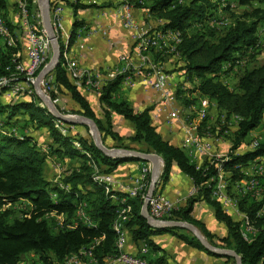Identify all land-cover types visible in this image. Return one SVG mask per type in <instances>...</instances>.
Masks as SVG:
<instances>
[{
    "label": "trees",
    "instance_id": "1",
    "mask_svg": "<svg viewBox=\"0 0 264 264\" xmlns=\"http://www.w3.org/2000/svg\"><path fill=\"white\" fill-rule=\"evenodd\" d=\"M60 1L72 7L74 12L96 6L82 5L78 0L75 4L68 0ZM220 1H228L226 9L230 8L229 0ZM232 2L236 7H248L249 11L239 15L231 14L232 22L222 26L217 24L220 21L218 16L212 14L219 4L214 5L211 0H183L181 3H178V0H125L122 4L126 3L146 11L152 19L158 21V30L161 33H177L178 42L173 43L172 53V56L177 58L175 64L180 65L177 70L182 72L185 82H196L187 92H197L199 96L215 104L223 113L226 122L231 117L239 119L227 155L223 162L217 165L226 176L227 192L235 199L239 212L249 223L246 222L244 226L255 230L251 241L243 239L240 222L227 214L220 203L211 196L212 189L209 185H212L219 172L216 163H205L196 167L189 161L184 150L165 141L151 124L150 114L153 106L137 111L128 103L114 99L126 74L116 75L102 85L98 94L101 115L93 110L89 101L65 72L67 66L62 59L65 58V52H62L59 66L45 79L52 77V84L57 92L69 96L77 107L71 114L94 121L104 146L157 154L163 162L161 183L168 180L173 167L191 180L197 190L196 194L189 196L184 206L173 210L165 220L194 225L211 245L235 251L242 258L243 264H264V196L257 199L235 189L236 183L251 178L244 174L242 169L264 157V134L253 143L252 149L236 153L244 145L249 133L264 123V64L247 67L249 57L260 47L258 31L264 24V0ZM35 3L36 0H29V5ZM55 3V0H50L51 8ZM253 3L260 6L252 8ZM27 9L28 15L32 13L31 7L28 6ZM6 11L7 0H0L1 16L11 31L12 26L6 19ZM29 22L38 36L45 39V36H41L43 32L39 31V24L32 22L30 15ZM79 27L80 23L74 22L69 42L74 39L75 30ZM12 46L13 48L0 46V207L26 200L30 202L31 208L20 218L15 216L12 209L0 211V264H22L23 258L31 254L36 256L38 264H65L66 259L71 257L82 258L80 253L91 247L90 254L95 264H106L107 259L117 253L116 243L121 241L122 237L121 229H116V224L123 221V214L118 211L124 212L127 218L125 229L122 231H125L128 239L135 244L143 242L151 251H159L152 238L168 233L188 247L234 264L231 257L207 251L185 230L149 226L139 215L144 199L142 195L145 196L147 189L142 194L133 196L115 191L111 185L94 180L98 177L96 173L114 175L122 163L144 161L111 159L104 156L94 146L90 135L83 137L80 133L70 130L73 127L88 131L86 126L68 125L56 120L36 96L32 86L29 95L24 93L7 97L6 93L15 82L26 78L25 71L16 70L14 67V60L20 61L19 58H14L20 46L15 48L13 36ZM60 46L63 50L61 44ZM153 51L154 49L150 48L146 52L153 54L154 64L162 66L165 59L160 57L159 52L154 54ZM244 58V69L242 68L238 75L234 71L237 82L234 88H230L222 78L232 73ZM48 60L49 58L45 64ZM6 81L12 82L2 84ZM45 93L53 102L56 100L52 91L46 90ZM182 93L181 90L177 91L174 95L176 101L185 106L196 102V99L187 100ZM55 106L64 113L56 104ZM113 114L131 124V136L124 138L114 131ZM18 117H24L22 122H25V125L21 127L24 133L16 134L20 121ZM28 125V129L24 128ZM40 129L47 132L42 142L27 131L32 133ZM224 130L222 128L220 132ZM108 139L115 146L109 147L106 143ZM125 141L134 147L128 146ZM42 148H46L48 153ZM49 157L55 158L65 168L57 181L49 179L45 172ZM67 161L77 165L66 168ZM149 180L150 173L147 176V188ZM154 193H160L157 187ZM199 202H206L212 207L215 219L225 225V236L217 237L209 233L200 221L193 218L194 206ZM80 208L89 222L78 217ZM51 213L64 217L62 225L55 232L51 230L46 219ZM150 264L165 263L163 258H159Z\"/></svg>",
    "mask_w": 264,
    "mask_h": 264
},
{
    "label": "crops",
    "instance_id": "2",
    "mask_svg": "<svg viewBox=\"0 0 264 264\" xmlns=\"http://www.w3.org/2000/svg\"><path fill=\"white\" fill-rule=\"evenodd\" d=\"M16 0H7V11H6V19L12 26L11 34L14 38L15 48L20 46V49L16 51V55L19 57L21 61H26V42H25V31L20 22L19 14L17 8L15 6ZM55 5L63 7V35L62 26L60 25V18L58 14H55V9L52 10L51 20L54 28V32L56 34L59 43L63 47V52H65V58H62L66 63L67 70L69 65V58H73L77 62V66L81 71L92 72L95 70L103 71L104 73L116 72L118 71L123 63L120 61V56L127 57L128 60L131 61L134 67H138L143 62L147 61L149 63L150 57L146 56L147 53L139 54L137 44L133 41L134 32L131 30H126L121 27L120 20L115 16L113 10L119 0H78V2L82 5H93L95 7H90L86 9H78L74 12L73 8L69 5L61 2L60 0H55ZM59 1V2H58ZM71 4H75L77 0H68ZM102 5H110V7H102ZM31 7L30 17L32 21L36 24L35 14L38 10L37 2L35 4H30ZM138 10V11H136ZM133 11V15L135 21L138 22V25H143L142 20L148 17V13L142 9H136ZM136 11V12H135ZM30 12V11H29ZM145 13V14H144ZM1 14V13H0ZM150 17V16H149ZM151 18V17H150ZM74 22H79L80 27L75 30V37L72 41L69 42V38L72 33V27ZM158 23V21H156ZM159 25V23L157 24ZM176 34L175 41L178 42V34L173 32H168L166 34L162 33V37L165 39L172 38V35ZM170 36V37H169ZM169 37V38H168ZM1 41V40H0ZM174 41V42H175ZM173 42V43H174ZM48 42L45 39L44 45ZM156 44L158 46V41L156 40ZM49 45V44H48ZM0 46H3L2 41L0 42ZM155 48V46H149ZM162 48V47H161ZM159 52L158 50H154V54ZM151 55H153L151 53ZM149 57V58H148ZM152 57V56H151ZM169 61V60H168ZM176 61V60H175ZM153 62V59H152ZM170 63H164L162 66L167 67ZM177 65V64H176ZM16 70H25L21 67ZM157 69V68H155ZM160 69V68H158ZM174 79L171 83V89L174 95L178 90L183 91L182 96L187 100L196 99L195 106L198 110H203L206 112L207 117L203 122L199 121L197 126H194V132L199 134V138H206L207 136L213 137V147L210 150V156H221L225 157L230 148V142L228 139H225V135L229 134L231 131L233 133L237 129L238 119L235 117H231L227 120L225 127L223 126V132L218 130V127L215 126L214 122L221 123V113L215 104L210 103L206 98L198 95L197 92H193L189 94L187 92L188 89L193 88V85L196 83L185 82V77L183 76L181 71L176 70L173 73ZM73 84L80 90V92L85 96V98L89 101L91 107L96 112V108L100 109L98 102V94L101 89V85L98 86L96 83L91 82L87 83L85 81H77L75 83V76L69 75ZM174 87H177L174 92ZM157 93L149 88L143 86H136L133 89L124 88L122 85L119 91L115 94L114 99L117 101H124L131 105L135 110L141 111L143 108L147 106H153L154 109L151 112V124L156 128L157 132L162 136V138L169 142L171 145L175 147H180L181 140L185 136L183 133L182 127L186 124H191L193 120L196 118V114L192 112V104L183 105L180 101H177L178 107L182 110L180 113V122L173 127L168 126L164 122V113L160 110L161 105L156 101ZM155 99V100H154ZM152 101L155 104H153ZM97 113V112H96ZM99 114V113H97ZM117 119L118 123L121 124L127 123V121L123 120L121 117L117 115H112V124L114 128V121ZM18 125V124H17ZM130 126V132L126 137H129L133 134L132 126ZM184 128V127H183ZM116 131V130H114ZM255 131V130H254ZM117 132V131H116ZM118 133V132H117ZM253 131L249 133L246 140L252 135ZM119 134V133H118ZM120 135V134H119ZM121 136V135H120ZM225 136V137H224ZM40 142L44 141L41 138H37ZM109 147L115 146V144L108 145ZM46 150V148H42ZM187 155V152L184 151ZM241 153L240 149L236 153ZM188 157V155H187ZM189 161L195 165L196 167H201L206 162V158L201 155H195L193 159L189 158ZM49 164V162H48ZM47 164L45 172L49 179L54 174L51 172V168ZM262 164V165H258ZM77 163L74 162H66L65 167H73L76 166ZM143 167H148V173L150 172L149 164L145 162H127L120 164L112 175L113 180H107V184L111 185V188L115 191L125 192L130 195H136L133 190L128 189L129 187H133L134 180L139 176ZM261 167L260 169H258ZM220 168V167H219ZM242 172L246 174L248 177L262 174L264 178V157L259 158L257 161L250 164L248 167L242 169ZM223 174L221 169V173L219 172L218 176ZM145 177H141L144 180ZM57 181V180H55ZM218 178L215 179V182L212 183L211 196L214 200L216 197L213 196V186H217ZM224 186L227 190L228 182L224 180ZM143 187L142 183L139 185V188ZM160 194L165 196L168 199L174 200L184 197H187L190 194V191L193 187L191 180L180 173L176 167L171 169L168 180L166 182H160V179L156 185ZM137 189V187H136ZM239 189V186L238 188ZM156 190V188H155ZM23 203L26 200H21ZM219 202L218 200H216ZM30 203V202H29ZM220 203V202H219ZM185 204V203H184ZM184 204L181 205L184 206ZM31 205V204H30ZM4 207V206H3ZM222 207V206H221ZM31 208V207H30ZM223 210L228 214V212L222 207ZM62 216V215H61ZM193 218L200 221L206 228V230L217 236L223 237L226 235V228L223 223L218 222L213 213L212 207L206 202H199L194 206L192 212ZM49 217H52L50 215ZM63 217V216H62ZM232 218L234 220L242 219L246 220V217L241 214L237 208V206H232ZM56 219V218H55ZM64 219V217H63ZM247 221H240L241 225H245ZM241 227V226H240ZM116 229H118V225L116 224ZM119 230V229H118ZM252 234L255 235V230L252 228ZM121 242L122 245H125L124 251L128 254L136 255L141 247H143V251H149L146 255V259L151 263L156 261L159 258L164 259L165 264H230L231 262H225L222 258H216L205 254L199 250L193 249L191 247L186 246L182 243L177 237L170 235L168 233L155 236L152 238L154 243L157 245L159 251H151L148 249V246L139 242L135 244L131 242L125 231L121 233ZM147 247H146V246ZM120 252V249L117 250ZM109 260V259H107ZM108 262L106 261V264Z\"/></svg>",
    "mask_w": 264,
    "mask_h": 264
},
{
    "label": "built area",
    "instance_id": "3",
    "mask_svg": "<svg viewBox=\"0 0 264 264\" xmlns=\"http://www.w3.org/2000/svg\"><path fill=\"white\" fill-rule=\"evenodd\" d=\"M178 2H183V0H178ZM15 6L17 8L20 22L25 31V42H26V61H16L14 60V67H21L22 69H33V66H36L39 62V58H49L50 52V45H39L36 40V33L31 32V25L29 24V18H27V10H26V0H16ZM50 9H55V14H58L60 18V25L62 26V33L63 35V7L54 5ZM115 16L120 20V25L122 28L126 30H131L134 32L133 40L136 41L137 48L140 53H145V47H147L148 43H156V38L151 36H146V32H138L139 26L135 21L133 15V7L130 5L123 3L120 6L114 8L113 10ZM37 24L40 25V31H43L42 23H41V16L39 9L37 10ZM212 24V22H211ZM138 34L136 35V33ZM136 35V36H135ZM0 40L2 44L6 47L13 48L12 46V34L9 30V27L6 25L5 20L0 15ZM156 44V49H157ZM160 49V48H159ZM14 58H19L17 55H14ZM120 61L123 63L122 67L116 72H109L104 73L100 70H95L92 72L81 71L78 66L77 62L73 58H69V65L68 70L65 71L68 75L75 76V83L77 81H85L87 83L94 82L98 86H102L105 81L113 79L116 75H124L122 86L124 88L133 89L136 86H143L149 89L154 90L160 99V110L164 113V122L170 127L175 126L180 122V113L178 112V105L176 103V99L174 93L172 91L171 83L173 82L174 76L173 74H167L163 68L160 69H153L148 68V70L141 72L139 69L134 67L130 60L127 59L125 56L119 57ZM239 65L238 67H240ZM236 67V68H238ZM235 68V71H236ZM48 79H51L49 77ZM47 79V80H48ZM34 79H26L24 78L20 82H15V85H22L25 87V93L31 94V86L33 84ZM46 79H44L41 83V88L44 92H46V88H49V83ZM52 81V79H51ZM12 82V81H6ZM52 83V82H50ZM18 94H7V97H13ZM201 120H206V112L205 111H198L197 112ZM196 113V114H197ZM180 120V121H179ZM203 120V121H204ZM221 123L225 127L226 121L225 117L221 116ZM184 127V128H183ZM182 127L183 133L185 136L181 140L180 147L182 150L187 152L189 158L193 159L195 155H201L206 158V162L210 165L216 163V165H220L223 162V158L221 156H210V150L213 147V137L207 136L206 138H199V134L194 132V126L192 124L184 125ZM226 130V129H225ZM17 134V132H16ZM45 152V151H44ZM48 153V152H46ZM48 162L50 166H54V169L57 170L55 180H58L63 171V165L58 162L54 161L52 157L48 158ZM259 167L258 169H260ZM98 177H102L106 180H113L111 175L103 174V173H96ZM148 176V167H143L139 176L134 180L133 187H129L136 193V196L142 194L144 191L136 189V182L139 181L141 177ZM258 176V177H254ZM251 176L250 179L245 181L239 182V191L242 194H250L254 198H261L264 196V179L262 178V174ZM218 178V185L213 186V196L216 197V200L220 202V205L224 207V209L228 212V214L232 217V206H237V202L233 197L229 195V193L224 188V180H226V176L223 172L220 176H216ZM210 181V180H209ZM155 192V191H154ZM197 190L192 187L190 194L183 199H168L165 196L161 195L160 193H154L149 201L148 211L151 217L156 220H165L163 218V211L164 210H178L181 208V205L185 203V200L192 195H195ZM25 205H28L27 202ZM84 207V205H83ZM123 214V221H121V233L122 229H125V224L127 223V218L122 211H118ZM79 218L86 219L89 222V219L86 218L82 208L81 213L78 216ZM237 221H247L242 219H237ZM247 224L248 221H247ZM57 225L60 227L62 222H57ZM72 228V227H68ZM241 236L246 241H251L253 238L252 232H248L247 228H240ZM125 245H121L120 252H117L116 255L112 258L113 264H150L149 261L146 259V255L149 251H143V247L140 248L138 254L132 255L128 254L124 251ZM65 264H95L92 257L86 259H80L77 262H69L66 259Z\"/></svg>",
    "mask_w": 264,
    "mask_h": 264
},
{
    "label": "rangeland",
    "instance_id": "4",
    "mask_svg": "<svg viewBox=\"0 0 264 264\" xmlns=\"http://www.w3.org/2000/svg\"><path fill=\"white\" fill-rule=\"evenodd\" d=\"M123 1H125V0H119V2L117 3V5L115 6V8L118 7V6H120V4H122ZM185 1H187V0H185ZM211 1L213 2L214 5L215 4L216 5L219 4V5L216 6V10H214L212 14H213V16H218V19L220 21L217 22V24L220 25V26H222L223 24L224 25L225 24H230L232 22V19L233 18L231 17V14L239 15V14L243 13L244 11H249L248 7H236L235 3L232 2L233 0H229V2H231V5H230L231 10H230V8L226 9L227 8L226 5H227L228 1H225L224 3H223V1H220V0H211ZM36 2H37V0H36ZM178 3H180V2H178ZM222 4H223V6H222ZM28 6H29V0H28ZM259 6L260 5H258L256 3H253L252 8L259 7ZM134 10H136V8H133V11ZM136 11H138V10H136ZM31 21H32V19H31ZM36 23H37V18H36ZM136 23L138 24V22H136ZM142 23H143V25H141V26L138 25L139 26V31L138 32H146V36L149 35L151 37H155L156 40L158 41V46H159V47H157V49H156V47L155 48H153V47L146 48L145 47V53L150 48H153L154 50H158L159 53H160V55H161L160 57L161 58H164L165 61H166V63H170V64L168 65V68L167 67H164V66H157L158 64L156 65V63L154 64L152 62V57H151L152 55H151V52H149L146 55V56H149L150 57L149 63L147 61H145V62H143L141 65H139L136 68L139 69L141 72H144V71L148 70L149 67L150 68H153V69H155V68L158 69V68L161 67V68H163L165 70V72L167 74H173L180 67V65H176L175 64V60L177 58L172 56V53H173V42L175 41L176 34L172 35V38H170V39H167V38L164 39L162 37L163 35H162L161 31L158 30V25H157L158 23L154 19L150 18L149 16L146 17L145 19H143L142 20ZM259 30L260 31H258V33H259L260 47L257 48L253 52V54L249 57V59H248L249 60L248 61V66H247L249 68L252 67V66L264 64V24L259 27ZM138 32L136 33V35L138 34ZM39 33H41V32H39ZM41 36L44 37V34L42 33ZM46 45H48V43ZM161 47H162V50H161ZM141 54H143V52ZM50 56H51V50L49 52V58H50ZM244 62H245V58H244V61H243V65H241L238 68L235 67L236 68V74L237 75L241 73L240 71L242 70V68L244 66ZM225 67L228 68V65H226ZM235 68H234L233 72L230 73L227 77L222 78V81L227 86H229L230 88H234V86H235V84L237 82V75H234ZM47 82L49 83V88L47 87L46 89L48 90V92H51L52 91L54 93V95L56 96V100L53 103H55L60 109H62L64 111L65 115H77V114H71L70 113V112H72L74 110H77V107L70 100L69 96L67 94H64V93L62 94L60 92H57V89L53 86L52 83H50V82H52L51 79H48ZM176 88L177 87H174V92H175ZM7 94H10V93L8 92ZM156 95H157L156 101H157V104H158L161 101L159 99V95L158 94H156ZM156 101H152L153 104H155L154 102H156ZM176 103H177V101H176ZM195 105H196L195 103L192 104V107H193L192 108V112H193V114H196L198 111H202V110L196 109V106ZM181 111L182 110L178 107V112L181 113ZM96 112L99 113L98 115H101V111H100L99 108H96ZM222 117H224V115H222ZM18 118L20 119V121H19L18 129H17L16 132H17V134L18 133H24V129L21 128L22 126L25 125V122H22V120H24V117H18ZM236 119H238V118H236ZM203 120L200 119V117H199V115L197 113L195 120H193V122L191 124L193 126H196V125L198 126L199 124H201L200 122H203ZM198 121H199V124H197ZM263 122H264V120H263ZM214 124H215V126L218 127V130H220V128H223V125H222V123H220V121H218V123L214 122ZM197 126H196V129H197ZM24 128H27L28 129L29 128V125L26 126V127H24ZM5 130H7V128ZM70 130H71V132L76 131V132L80 133L83 137H88L89 136V132L86 129H84V128H73V127H71ZM114 130H116L122 137L126 138V135H128L129 132H130V126L128 125V122L127 123L121 122V124H119L118 121H117V119H116L114 121ZM27 131L30 134H32V136H35L36 138H41L43 140H45V137L47 136V132L45 130H43V129L37 130L35 132L32 131V133H31L30 130H27ZM233 134H234L233 131H231L229 134L225 135L226 137L225 136L224 137H225V139H228L229 142L231 143V140L233 138ZM263 134H264V123H263V125L260 128H258L255 131H253L252 135L248 138V140H246L244 142V145L240 148V152H243L245 150H248V148L249 149H252L253 148V143L255 141L259 140L260 137ZM106 143L108 145L113 144L112 142L109 141V139L106 140ZM125 144H127L128 146L134 147V145H131V143H128L127 141H125ZM45 152H48V150L46 149ZM53 159H54V161H57L55 158H53ZM49 167L51 168V170H53L51 172L54 174L50 178H51V180H55L56 174H57V170L54 169V166H50L49 165ZM217 169L221 173L218 165H217ZM219 172H218V174H219ZM218 174H217V176H218ZM138 182H136V187H139V185H141V183H142L143 187H142L141 191H145L147 189V177H145L144 180L142 179V181H141V178H140ZM213 182H215V178L213 179ZM216 183H217V181H216ZM238 184L239 183H236V185H235V189L236 190H237V188L239 186ZM224 188H225V186H224ZM26 202H27L28 205H25ZM30 207H31V205H30V203L28 201H24V203H23L20 200V201H18L16 203L12 204L11 206H8L7 205V207L6 206L0 207V211L6 210V209H12L14 211L15 216L20 218V217H22V215H23L24 212H26V211H28L30 209ZM233 207H235V206H233ZM50 215H52V217H49ZM23 216H25V215H23ZM46 219L48 221V224H49L51 230L54 231V232L59 227L57 225V222H63V220H64L62 216H58L55 213L49 214L46 217ZM117 225H118V229H121V225L119 223H117ZM241 228H244V225H241ZM250 232H252V230H250ZM91 248L89 250H87V251H83V252L80 253L82 255V258H80L79 256H76V257H71L67 261H69V262H77L80 259H86V258L91 257V254H90L91 253L90 252L91 251ZM113 257H114V255L112 257H110L109 260H107V262H108L107 264H113L112 263V258ZM22 264H38L37 258L33 254H31V256H27V257L23 258ZM230 264H233V262H231Z\"/></svg>",
    "mask_w": 264,
    "mask_h": 264
},
{
    "label": "water",
    "instance_id": "5",
    "mask_svg": "<svg viewBox=\"0 0 264 264\" xmlns=\"http://www.w3.org/2000/svg\"><path fill=\"white\" fill-rule=\"evenodd\" d=\"M38 9L40 11L41 23L44 33L49 41L51 56L48 62L41 68L33 80V90L36 96L48 109L49 113L58 121L68 125L86 126L94 146L106 157L111 159H138L150 164V180L140 209V217H142L149 226L154 228H176L185 230L195 237L198 242L209 252L225 257H231L234 264H243L242 258L233 250L219 248L211 245L200 231L192 224L181 221L156 220L149 214V201L154 194L156 185L162 174V159L155 153H142L133 149L124 148H107L103 145L98 128L93 120L81 115H65L61 113L50 99V97L42 90V81L51 74L60 64L62 57V49L58 42L51 22L50 0H37Z\"/></svg>",
    "mask_w": 264,
    "mask_h": 264
},
{
    "label": "bare ground",
    "instance_id": "6",
    "mask_svg": "<svg viewBox=\"0 0 264 264\" xmlns=\"http://www.w3.org/2000/svg\"><path fill=\"white\" fill-rule=\"evenodd\" d=\"M28 1L26 0V10H27V18H29V15H28ZM50 15H51V10H50ZM51 22H52V20H51ZM29 24H30V22H29ZM31 25V24H30ZM201 25V24H200ZM211 25V24H210ZM53 26V25H52ZM54 29V28H53ZM31 32L32 33H36L35 32V30H34V28L31 26ZM44 33V32H43ZM55 33V32H54ZM56 35V34H55ZM44 36H45V38H46V40H47V42H48V44H49V41H48V39H47V37H46V35H45V33H44ZM57 38V37H56ZM36 40H37V42L39 43V45H44V42H45V39H43V38H40L39 36H38V34L36 33ZM58 40V39H57ZM59 42V41H58ZM156 45V43H148V45H147V47L146 48H149V46H155ZM62 52H63V50H62ZM250 52V51H249ZM246 53V52H245ZM62 58V57H61ZM240 58H242V57H240ZM239 59V58H238ZM46 60H47V58H39V62L37 63V65L36 66H33V69H25V70H23V71H25V75H26V79H34L35 78V74H36V72L41 68V67H43L44 65H45V62H46ZM236 63V62H235ZM239 65H243V61L241 60V62L239 63ZM17 69H19L18 67H17ZM244 69V68H243ZM242 69V70H243ZM234 70V69H233ZM51 79H53L52 77H51ZM2 84H6L5 82H3ZM9 93L10 94H24L25 93V87L24 86H22V85H13L10 89H9ZM147 164H149V163H147ZM149 166H150V164H149ZM150 173V172H149ZM94 180L95 181H102L103 183H106L107 184V180L106 179H104V178H102V177H97V178H94ZM138 182V181H137ZM139 183V182H138ZM137 183V184H138ZM137 189L138 190H141L142 189V187L141 188H139V187H137ZM143 197H144V195H142ZM173 210H164L163 211V218L165 219L166 217H169V214L172 212ZM244 228H247L246 226H244ZM250 230L251 229H248L247 228V231L248 232H250ZM121 245H122V242L121 241H119V242H117L116 243V247H117V250H119L120 249V247H121Z\"/></svg>",
    "mask_w": 264,
    "mask_h": 264
}]
</instances>
